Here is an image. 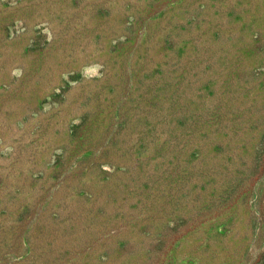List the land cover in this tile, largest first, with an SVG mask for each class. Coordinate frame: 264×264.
Masks as SVG:
<instances>
[{
    "label": "rangeland",
    "instance_id": "374dc122",
    "mask_svg": "<svg viewBox=\"0 0 264 264\" xmlns=\"http://www.w3.org/2000/svg\"><path fill=\"white\" fill-rule=\"evenodd\" d=\"M0 264H264V0H0Z\"/></svg>",
    "mask_w": 264,
    "mask_h": 264
}]
</instances>
